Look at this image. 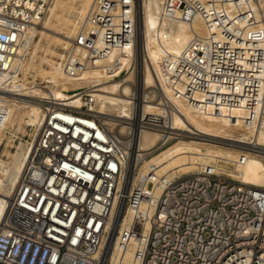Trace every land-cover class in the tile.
<instances>
[{"label":"built area","instance_id":"built-area-1","mask_svg":"<svg viewBox=\"0 0 264 264\" xmlns=\"http://www.w3.org/2000/svg\"><path fill=\"white\" fill-rule=\"evenodd\" d=\"M56 1L0 0V135L9 125L10 95L37 99L43 112L25 140L4 145L24 141L25 157L0 227V264H102L121 201L116 264H123L120 255L132 240L135 264H264V186L240 178L250 156L264 163V0H159L162 19L198 18L205 33L195 34L180 55L165 57L160 84L198 111L229 116L243 109L240 126L252 134L232 164L202 165L175 179L157 177L153 166L138 169L128 190L133 148L97 113L98 87L67 90L74 102L35 96L48 81L35 75L46 62L33 49ZM136 4L95 0L55 67L71 80L95 67L113 80L135 69ZM16 84L27 89L10 91ZM165 119L142 116L137 129L161 132L160 146H168L178 135L160 130Z\"/></svg>","mask_w":264,"mask_h":264},{"label":"bare ground","instance_id":"bare-ground-1","mask_svg":"<svg viewBox=\"0 0 264 264\" xmlns=\"http://www.w3.org/2000/svg\"><path fill=\"white\" fill-rule=\"evenodd\" d=\"M94 1L80 0L82 6L78 9L79 14L85 17L87 10ZM138 1L141 7V25L137 2L136 67L129 70L128 78L113 80L103 76L99 69L95 67L86 71L79 80H71L66 79L55 66H52L50 70H42V78L48 81V86L40 90H34L36 97L39 93L41 97L53 95L57 100L74 102L72 97L66 93L67 90L83 85L98 87L96 94L101 104V110L99 108L97 113L106 123L113 126L114 134L121 144L131 145L133 148L126 162L127 172L124 184L126 190L130 189L132 183L136 180L138 169L147 173L149 168L153 166L157 177L175 179L179 176L196 173L202 165H210L211 160H214V163H218L220 166L224 163L232 164L238 158L236 154L217 151V154L212 155L209 149L200 146H224L230 151L241 152L242 149L249 148V137L252 134L250 130L240 128L245 117L243 109H235L233 114L229 116L198 111L194 105L178 99L168 88L160 84L159 70L165 57L180 55L195 34H205L204 26L198 18L191 23L175 19H162L159 0ZM55 9H51V17L46 21L45 25L47 26L43 28L44 31H41V29L39 31L42 41L45 34L48 33L47 31H49V22L55 16ZM66 38L68 39L65 36L63 39L59 38L58 40L63 41ZM41 40L36 44H40V46L33 50L34 56L38 55L39 50L42 49ZM67 43L68 41L61 44L66 46ZM114 54H116V51ZM40 58L43 62L50 61L47 54L40 56ZM120 59L122 63H126L124 56H121ZM132 76L136 78V81L133 80L136 82L135 84L132 82ZM25 80L27 81V77H25ZM25 89H27L25 85L16 84L12 86L10 91ZM151 94H156L158 101L155 102L151 98ZM18 95L22 96L21 93ZM18 95H10L11 98L13 97V103L9 112V124H12L17 110H24V114L28 117V125H38L42 120L43 113L38 100L35 98H20ZM159 102L168 105L170 109L164 111ZM164 114L166 119L160 130L173 131L178 136L175 142H172L166 148L159 149L161 147L159 143L161 132L147 129L138 130L137 126L142 116L153 115L155 117L157 115L164 116ZM243 130L247 132L241 133ZM237 131H240L239 135H236ZM259 140L264 143L262 137H259ZM4 145L5 143L0 135V227L7 211L9 197L23 171L25 157L24 144L22 143L17 147V151L12 154L11 160L10 157L5 159L6 155L2 153V151H5L3 149ZM255 158L258 157L250 156L240 168V178L245 183L264 186V163L259 158L260 166L254 165L252 161ZM116 206L117 200L114 203L110 219L114 217ZM117 209L114 225L117 222L118 226H114L109 237L105 240L104 252L101 257L102 264H106L111 257H113V264L117 262L114 250L116 246L117 251L120 247L117 245L116 232L122 223L120 212L123 210V201L118 203ZM123 222L125 226L128 224L127 219H124ZM139 227L137 225V229ZM136 245V240H132L129 248L120 255V263L135 264Z\"/></svg>","mask_w":264,"mask_h":264},{"label":"rangeland","instance_id":"rangeland-1","mask_svg":"<svg viewBox=\"0 0 264 264\" xmlns=\"http://www.w3.org/2000/svg\"><path fill=\"white\" fill-rule=\"evenodd\" d=\"M81 6H82V2H80V0H57L56 3L52 6L51 9L56 8L55 9L56 12H55V16H53V18H51V20L49 22V26H48L49 31H47L48 33L45 34L43 41L41 40V34H38L35 45H34V48H36L37 46H40V44L39 45H36V44H38L41 40L42 41V49L39 50L38 55L34 56V54H33V56L36 59H38V61H41L42 63H44V62L41 60L40 56L47 54V58L50 61L46 62V64L42 68H37L35 71V75L42 77V73H43L42 70H50V69H52V66H56V62H58V60L61 58V55L63 54V49L65 47L61 43H65L67 41H70L69 39L73 38L74 32L77 28V25H78L79 21L81 20V18L83 17L82 15L79 14V10H78ZM50 14L51 13L49 12V14L47 15V18L45 20V23L43 24L41 31L42 30L44 31L43 28L45 26H47L45 24H46V21L50 19V17H51ZM65 36H67L68 39L66 38L63 41L58 40L59 38L63 39V37H65ZM29 71H32V70H29ZM33 77H34V75H33ZM28 78L29 77H27V81H28ZM34 78H36V76ZM125 78H128V76L125 75L121 79L124 80ZM131 79H132V82H134L133 81L134 79L136 81L135 76H132ZM135 83L136 82H134V84ZM150 96H151V98H153V100L155 102L158 101V96L156 94H154V95L151 94ZM100 106H101V104L99 103V105L97 107L98 112H99V108L101 110ZM24 112H25L24 110H17L15 112L16 114H15V117L12 121V124L10 123L8 125V128L6 129L7 132L5 134H1L2 140L5 144L8 143V141L6 139H14L15 137L24 138L23 140H25L26 137H23V136L29 132V128H28V117L26 114H24ZM17 125H18V128H17ZM110 127L114 131L113 126L110 125ZM240 128L245 129V128H242L241 126H240ZM245 130L241 131V133L247 132ZM237 132L238 133L236 135H239L240 131H237ZM17 141H19V140H17ZM173 142H175V141H173ZM22 143H24V141H22ZM18 146H19L18 142L14 146H12L13 148L11 146H8V147L4 146L5 148L3 147V149L5 151L4 152L2 151V153L6 155L5 159L10 157V160H11L12 154H14L17 151ZM166 147L167 146L160 147L159 149L166 148ZM200 147L209 149L211 151L212 155L217 154L216 153L217 151H219V152H232V153L236 154L237 156H239V154H240L239 152H236V151H230L224 146L215 147V146H204L203 145ZM258 159L259 158H255L252 161L253 164L256 166H260ZM260 161H262V160L260 159ZM214 162H215L214 160H211L210 163L212 164ZM140 172H142V170H140Z\"/></svg>","mask_w":264,"mask_h":264},{"label":"water","instance_id":"water-1","mask_svg":"<svg viewBox=\"0 0 264 264\" xmlns=\"http://www.w3.org/2000/svg\"><path fill=\"white\" fill-rule=\"evenodd\" d=\"M138 2V15H139V21H140V25H141V7H140V3L139 1L137 0Z\"/></svg>","mask_w":264,"mask_h":264}]
</instances>
